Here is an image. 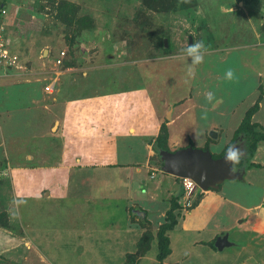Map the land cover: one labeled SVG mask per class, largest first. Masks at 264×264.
<instances>
[{
    "label": "rangeland",
    "instance_id": "rangeland-1",
    "mask_svg": "<svg viewBox=\"0 0 264 264\" xmlns=\"http://www.w3.org/2000/svg\"><path fill=\"white\" fill-rule=\"evenodd\" d=\"M191 1L3 0V35L24 67L0 76V264L156 263V242L150 231L154 232L161 217L154 211L153 223L144 226L150 236L146 232L142 238L146 239L139 243L142 232L123 216L125 210L133 215L134 209H123V197L146 196L150 201L145 194L148 189L128 191L129 181L114 171L117 167H107L110 177L105 174L104 181L97 173L100 167L86 166L80 175L51 166L60 155L59 147L52 146L57 142L51 135L57 119L50 117L51 112L60 117L66 101L73 99L81 108L73 119L78 125H69L66 132L82 135L83 140L63 152L65 143L59 139L62 158L71 160L73 150L82 158L99 157L97 145L104 149L106 142L88 140L109 141L105 159L135 160L131 167H139L146 175L145 184L157 183L158 194L164 197L168 194L165 173L154 169L155 176L150 178L145 171L143 133L152 139L160 130L166 149L190 144L207 148L213 157L233 138L229 145L244 151L236 166L239 171L248 161L255 166L247 168L242 179L224 180L219 187L244 204L261 199L264 141H258L255 153L248 156L244 137L240 132L235 136V131L243 123L264 131V0ZM200 40L206 45L204 61L194 66L195 77L189 78L191 58L182 50ZM60 51L62 61L56 64ZM229 68L236 77L231 81L224 78ZM51 77L56 78V90L46 93L42 86ZM209 91L215 93L212 102L205 100ZM71 105L67 112L72 114L76 106ZM205 113L207 118L202 119ZM45 118L44 128L37 120ZM127 123L136 128V134L120 131ZM38 126L42 129L34 130ZM106 127L109 131L101 133ZM209 129L217 133L215 138ZM33 151L39 157L30 160ZM151 157L150 163L156 160L154 153ZM93 176L97 183L91 188L86 179ZM47 188L51 194L44 200ZM17 198L26 203L17 207L13 204ZM218 213L208 215V223L232 222L231 211ZM175 237L169 238L175 249L169 260H175L181 248ZM260 247L253 253L263 260L264 246ZM255 248L253 243L230 254L216 252L212 246L211 253L231 260Z\"/></svg>",
    "mask_w": 264,
    "mask_h": 264
},
{
    "label": "crops",
    "instance_id": "crops-1",
    "mask_svg": "<svg viewBox=\"0 0 264 264\" xmlns=\"http://www.w3.org/2000/svg\"><path fill=\"white\" fill-rule=\"evenodd\" d=\"M54 90H56L55 87H54ZM66 102H67V105L65 109L61 110L60 117L57 116L55 112H51L52 115L50 116V117L55 116L54 118L57 119L54 121L56 125L55 131L51 133V135L54 133L55 136L57 137V142H56L57 145L52 144V146L54 147V149H56V147L58 146L59 147L58 149L60 152L59 157H58V154L56 156L58 157L57 159L58 161H54V164H51V166L63 168L65 170L69 169L70 172L76 173V174L80 173V175L82 174L81 172H84L83 168L86 166H90L92 169L100 167L101 171L98 170L99 172L97 173H101L102 177H99V178H102L104 181H106V179L110 177V175L108 176V174L110 173L108 174L106 173V172H109L108 171L109 169H107V167L109 166L117 167V169H114V171L118 172V174L123 173V176H124L123 178L129 181V183L125 184V187L127 189L129 188L128 191H130L132 187H136L139 189L142 188L144 190L148 189L149 191L145 192V194L148 195V197H151L150 201L147 200L146 196H143V198L137 197L138 199H136L135 197L133 198L131 194L130 195L131 200H127L126 197H123V200H124L123 209L125 210L126 207L128 208L133 207L135 209L133 211V215H129L128 211L125 210L123 212L124 218L129 222V224H133V226L138 228L140 232H143V230H145L144 229L145 224H149L150 222L153 221L154 219L153 216H154V211H155V216L159 215L161 217L160 220L157 221V226H158L159 223H161L164 219L165 211L169 208L170 197H173L174 195L178 193L179 180L176 179L174 175L165 173L164 177L166 178V182H167L166 191L168 192V194L167 196H164V197L159 196L158 194L159 189L157 187L158 184L154 183L153 181L149 185L145 184L146 175L142 174L139 171V167H136V168L131 167L130 163H136L135 160L131 161V159H125V160H119V161H109L105 159L106 157L105 151L107 150L110 142L104 141L103 139L98 140L94 138L92 140H88V141H93V142H104V143L106 142L104 149H99L98 148L99 145H97V149L100 153H102L101 156L103 155V158H101V156L95 157L92 155L89 157L84 156V158H82L80 155L76 153L77 150L71 151L70 154H72L71 156H73L71 160L62 158V152L60 151L61 147L64 152V151H67L68 145H69V148H72L73 146H76L77 144H81L78 142L83 140L81 137L82 135L73 136V135H69L66 132L69 125L71 126L78 125V123H76L75 120L73 119L79 116V112L81 109L80 103L78 101H75L74 99L70 101H66ZM69 104H73L71 105L72 107L74 105L76 106L72 114L71 112H67V110H69L68 109ZM140 107L142 108V106ZM144 110H146V108H144ZM139 111H141L140 108H139ZM68 115H71V116L67 117ZM46 118L45 120L43 119L41 121L37 120L39 124L44 125V128L47 123ZM24 120L22 123H24ZM40 129L42 128L41 127L39 128L38 126V128H35L34 130H40ZM155 129L156 127L154 128V130ZM99 130L100 129H98L97 132ZM101 130H105V131H102L101 133H107L109 131L107 127ZM123 130L127 131V133L129 134H133V135L136 134V128H134V126H132L131 124H128L125 127V129L122 128V130L120 131H123ZM154 130H152L151 133L154 132ZM11 131L15 133L13 127ZM42 131L44 134H48L47 132H44V129ZM145 135H148V134L143 133V137H141L140 139H143L144 141L143 148H145V151H146L145 152L146 161L144 163L145 171L148 172V175L150 176L149 168H155V170H157L158 167L150 164L149 160L147 161V159L150 158V156L154 153V151L151 149L150 143L145 140L144 138ZM59 139L60 141L63 140L65 143L61 147H60V144H58ZM74 142H76L77 144L75 145ZM16 144L18 143L15 142V145ZM91 153H92V150H90L89 155ZM29 155H30L29 156L30 160L32 159V156L34 157L37 156L34 151L31 152ZM19 164L20 163H17L16 165H19ZM32 167H37V164L33 163ZM248 168H252V166ZM245 171H247V168L246 169L243 168V173ZM243 173L241 174V177L238 179H242ZM105 174H107V178H105ZM154 176H155V171H154L153 176H150V178H153ZM70 178L74 180L75 176H72ZM233 179H236V178L224 179V180H233ZM86 181L89 182V186L91 185V188L95 183H97L94 176L88 177ZM223 181H221L218 184L217 188L210 187L202 191L203 193L201 194V196L199 197V199L193 206H191L190 208H182L181 212L178 211V215L176 217V223L173 225L172 228H170L167 231L169 251L162 259L163 264H195V262H197V264H264V259L261 260L260 258L259 259L256 258L253 253V251H257L261 249L260 245L264 246V188H263V193H262L260 200L252 204H244L242 202H239L237 199L232 198L226 192H222V189L221 187H219V185H221ZM133 182H135L137 185ZM54 183L55 181L52 183V185H54ZM61 183L63 184V182ZM211 189H218V192L213 191ZM46 190H47L46 191L47 195L45 196L44 200L48 199L51 194L50 192L51 188H47ZM219 191L221 192L220 194H219ZM104 195L106 196L108 194L102 193L100 196H104ZM158 198L160 199L158 200ZM179 198H180L179 201L181 202L182 196H180ZM137 201H139L141 205H138L137 203H135ZM128 202L129 203L132 202L135 204L131 205V204H128ZM138 211L142 214L138 213ZM220 211L222 212V214L229 213L231 211L230 214L231 215L233 214L231 216L232 222L230 223L225 222V224H222L218 220V222L208 223L209 221L208 215L214 216V215L219 214L218 212ZM147 212H148V215H147ZM137 222L142 223V226L137 225L138 224ZM203 229H205V231L202 233ZM224 232L227 233V240L230 241L231 243L224 245L221 249L218 250L213 246V240L215 239L217 235H221ZM239 233L244 234L245 236L241 237L239 236L240 235ZM174 235L176 236L175 237L176 240L179 239V244L181 248L178 250L179 253L178 254L176 253V256H175L176 259L169 260L171 257V253L175 252V249L169 245V238L170 236H174ZM230 235H232V237H230ZM186 243H187V247H185ZM253 243L256 244V248L251 249L252 251L250 250V252H247L244 255H241L238 259L229 260L225 257L224 258L220 257L221 255H218V253H214V254L211 253L212 246H213L216 249L215 250L216 252H223L224 250H227V252H229L230 254H234V253L237 254L239 253V251H243L245 247H249L250 244H253ZM182 249H183V252H182ZM224 256L227 257L226 254H224Z\"/></svg>",
    "mask_w": 264,
    "mask_h": 264
},
{
    "label": "water",
    "instance_id": "water-1",
    "mask_svg": "<svg viewBox=\"0 0 264 264\" xmlns=\"http://www.w3.org/2000/svg\"><path fill=\"white\" fill-rule=\"evenodd\" d=\"M187 42H191L190 35L187 37ZM163 43L166 44L165 38H163ZM208 133L214 138L217 134L213 129H209ZM157 154L161 161V171L176 177H189L201 190L210 187L217 188L224 179H238L243 173V169L236 173L229 171L230 165L224 161L225 152L218 157H213L207 148L190 144L173 150L159 149ZM230 243L225 232L217 235L213 240V246L218 250Z\"/></svg>",
    "mask_w": 264,
    "mask_h": 264
},
{
    "label": "trees",
    "instance_id": "trees-1",
    "mask_svg": "<svg viewBox=\"0 0 264 264\" xmlns=\"http://www.w3.org/2000/svg\"><path fill=\"white\" fill-rule=\"evenodd\" d=\"M149 1H151V0H149ZM159 1H161V0H159ZM188 1L190 2V4L192 3L191 0H188ZM239 132H240L241 136L244 137V141L246 143L245 145H246V148L248 150L247 155L251 156L253 154L254 150H255L257 142L260 141V140L264 141V131H260V130L258 131V130H253V129H250V128H246L245 124L243 123V124L239 125V127L235 131V136ZM163 133L164 132L160 133V130H159L157 135L154 136V138H152V139H151V135H145V137H144L145 140L150 143L151 149L154 151V155L156 156V160H152L153 162H151V163L149 162V163L150 164L153 163L152 165L157 166L158 169H160L159 167H160L161 161L159 159L157 151L159 149H166V146L162 144L163 140L165 139ZM232 139L228 143H226L222 149L217 151V155L218 156L223 153V150H225L224 148H226L230 144ZM151 156H150V160L152 159ZM243 166L246 169V168H248V166H250V167L251 166H255V164L248 161ZM174 177L179 180L178 193L176 195H174L173 197H170V205H169V208L165 211V215H164L163 221L161 223H159V225L157 226V228L155 229L154 232L150 231L152 233V235L154 236L155 242H156L155 243V245H156L155 248L156 249H155V255H154V257L156 259V263L155 264H163L162 263V259L169 251L167 231L170 228H172L173 225L176 223V217L178 215V209H180V207H181V204H180V201H179V197L182 196L183 189H182L179 177H176V176H174ZM200 196H201V192L196 193L194 198L191 200V203L189 204V206L184 207V208H190L191 206H193L197 202V200L199 199ZM134 210L135 209H133L132 211H134ZM147 230L148 229L143 230L142 235H141V237L139 239V243H141V242L143 243L144 240L146 239L145 238L143 240L142 238L144 237L146 232H147V235H148L149 230L148 231ZM148 236H150V235H148ZM129 256H131V255H129Z\"/></svg>",
    "mask_w": 264,
    "mask_h": 264
},
{
    "label": "built area",
    "instance_id": "built-area-1",
    "mask_svg": "<svg viewBox=\"0 0 264 264\" xmlns=\"http://www.w3.org/2000/svg\"><path fill=\"white\" fill-rule=\"evenodd\" d=\"M5 12V8L3 6V0H0V14ZM6 38L3 35L2 27L0 25V76L1 75H10L16 73L17 70L23 71L24 64L20 61L19 56L13 50L11 51L6 44ZM59 56L55 57V63L60 64L63 55V51H60ZM23 74V72H21ZM56 78H52L47 82H44L42 88L45 92L51 93L53 91L54 82ZM151 171L150 176H153L154 169L150 168ZM180 183L183 189L182 200L180 202L181 207H187L191 203V200L195 196V191H200V188L195 184V182L189 177H179ZM195 193V194H194Z\"/></svg>",
    "mask_w": 264,
    "mask_h": 264
},
{
    "label": "clouds",
    "instance_id": "clouds-1",
    "mask_svg": "<svg viewBox=\"0 0 264 264\" xmlns=\"http://www.w3.org/2000/svg\"><path fill=\"white\" fill-rule=\"evenodd\" d=\"M185 2H187V0H185ZM205 51H206V45L203 40L194 41L193 43L188 44L187 47L182 50V53L186 58H189V57L191 58V63L188 64V67H187V73H186L187 77L189 78L195 77L194 66L203 63ZM224 78L229 81L235 79L236 77H235L234 70L231 68L227 69L225 71ZM214 99H215V93L211 91L205 93L206 101L212 102ZM221 102L222 101H219V100L217 101V103H221ZM201 118L206 119L207 118L206 113L202 115ZM243 157H244V151L239 146L235 144L228 146L224 154V161L225 163L230 165L229 171L231 173H236L239 171V169L236 166L240 164ZM202 191L204 190L200 189V191L198 192H202ZM24 203H26V199L17 198L13 200V204L16 205L17 207Z\"/></svg>",
    "mask_w": 264,
    "mask_h": 264
},
{
    "label": "flooded vegetation",
    "instance_id": "flooded-vegetation-1",
    "mask_svg": "<svg viewBox=\"0 0 264 264\" xmlns=\"http://www.w3.org/2000/svg\"><path fill=\"white\" fill-rule=\"evenodd\" d=\"M222 148H223V146H222ZM226 148H228V146H227ZM226 148H224V149L226 150ZM225 150H223V152H224Z\"/></svg>",
    "mask_w": 264,
    "mask_h": 264
}]
</instances>
